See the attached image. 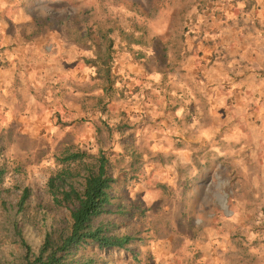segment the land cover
<instances>
[{
    "label": "rangeland",
    "instance_id": "rangeland-1",
    "mask_svg": "<svg viewBox=\"0 0 264 264\" xmlns=\"http://www.w3.org/2000/svg\"><path fill=\"white\" fill-rule=\"evenodd\" d=\"M69 145L108 158L135 236L81 255L264 264V0H0V234L27 188L37 228Z\"/></svg>",
    "mask_w": 264,
    "mask_h": 264
},
{
    "label": "trees",
    "instance_id": "trees-1",
    "mask_svg": "<svg viewBox=\"0 0 264 264\" xmlns=\"http://www.w3.org/2000/svg\"><path fill=\"white\" fill-rule=\"evenodd\" d=\"M111 32L112 29L102 30V40L110 47L114 43ZM90 157L72 145L57 155L60 165L47 182L51 200L45 209H40L37 228L29 224L25 229L19 222L25 216L30 188L24 189L15 205H5L4 215L12 221L13 228L3 229L0 234V243L8 242L3 243L7 248L0 251L4 258L0 264H96V258L81 255V250L94 246L131 249L135 236L117 232L107 217L112 212V189L117 181L108 171L109 160L102 152L96 162L88 161ZM63 208L68 209V215L52 221L49 211ZM35 233L36 241L31 239Z\"/></svg>",
    "mask_w": 264,
    "mask_h": 264
}]
</instances>
